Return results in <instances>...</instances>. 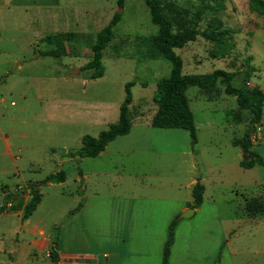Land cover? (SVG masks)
<instances>
[{
    "label": "rangeland",
    "instance_id": "obj_1",
    "mask_svg": "<svg viewBox=\"0 0 264 264\" xmlns=\"http://www.w3.org/2000/svg\"><path fill=\"white\" fill-rule=\"evenodd\" d=\"M161 3L174 31L230 30L221 46L199 35L175 49L184 75L223 69L234 84L246 81L264 92V0ZM116 13L120 21L103 50L104 75L90 79L81 67ZM57 32L81 35L65 44L59 60L41 55L53 46L40 42ZM155 33L144 0H126L123 7L116 0H0V205L8 200L5 191L28 192V180L62 170L66 185L41 186L42 204L30 221L63 248L93 255L73 262L160 264L167 221L178 216L168 264H264V217L249 220L244 209L249 197L264 202V165L242 168L244 154L233 146L247 130L248 113L220 83L210 91L193 86L186 96L195 145L187 130L151 126L156 82L171 68L163 58L144 56ZM128 82H134L130 134L109 142L101 156L65 159L81 148L84 135L97 137L116 123ZM250 140L264 159V107ZM78 170L88 173L84 190H77ZM139 180L140 188L131 186ZM192 181L205 186L203 201L181 217L191 209L179 212L192 202ZM80 201L88 211L83 226L72 225L67 211ZM16 225L17 217H0V264H44L28 250L31 234H16ZM53 252L50 247L49 259Z\"/></svg>",
    "mask_w": 264,
    "mask_h": 264
},
{
    "label": "trees",
    "instance_id": "obj_2",
    "mask_svg": "<svg viewBox=\"0 0 264 264\" xmlns=\"http://www.w3.org/2000/svg\"><path fill=\"white\" fill-rule=\"evenodd\" d=\"M126 0H116L119 7H123ZM149 10L150 21L156 26V33L150 39V47L144 54L148 59L163 58L170 65L169 74L160 78L156 82V91L152 97V101L156 105V111L151 118V126L155 128L167 129H184L187 130L191 139L192 146L196 143L195 123L192 111L190 109L186 90L189 87H199L200 89H215L217 83H220L224 92L235 98L239 109L246 111L249 121L247 130L240 141H234L239 144L242 153L248 156L243 159L240 164L243 168H251L254 164L264 165L262 156L253 152L251 148V134L256 126L261 122L264 107V92L256 86H246V81L241 83H233V74L223 69H216L205 74H186L182 73V58L175 52V49L182 48L188 42L194 41L197 36H202L206 40L216 42L219 46L223 44L224 38L230 33V30L222 31H200L198 28H185L177 31L173 30L170 19L162 10L161 0H144ZM261 10L264 12L263 7ZM120 21V15L114 14L111 21L103 27L96 35L91 46L92 57L81 67L82 71H90V79H97L104 75L105 68L102 63L103 50L113 37V31L117 23ZM81 37L75 32H57L48 34L41 38L40 42L53 46L48 51L41 52V55L51 56L55 59H61L66 52V43L75 44ZM223 56H226L222 52ZM222 56V55H221ZM222 56V57H223ZM134 82L125 84V98L119 106V114L116 123L109 125L106 130L101 131L97 137L84 135L81 139V148L69 154L70 158L79 157H97L106 147V145L118 136L129 133L131 123L129 120V105L132 102V94L130 88ZM237 120L238 117H237ZM80 173V172H79ZM65 180V172L60 170L54 174L47 175L41 182L31 185V198L23 207L22 218H28L36 209L41 199L39 185L46 183H59ZM204 186L197 181L192 188L193 202L191 208L199 207L202 203ZM83 206L82 201L70 211L76 213ZM244 209L250 214L260 213L264 216V202L260 197H251L245 199ZM178 223V216L174 217L167 227L166 240L162 250V259L160 264H168L170 250L174 242V231ZM52 261H57V255L53 252Z\"/></svg>",
    "mask_w": 264,
    "mask_h": 264
},
{
    "label": "crops",
    "instance_id": "obj_3",
    "mask_svg": "<svg viewBox=\"0 0 264 264\" xmlns=\"http://www.w3.org/2000/svg\"><path fill=\"white\" fill-rule=\"evenodd\" d=\"M152 116H153V114L151 115L150 118H152ZM258 129H259V127H258ZM129 134H130V131H129L128 134L122 135V136L123 137H127ZM118 137H121V136H118ZM233 146H235V147H237V148H239L241 150V147L239 145L233 144ZM106 147H105V149L98 156H101L105 152ZM241 152H242V150H241ZM254 152H256V153L259 154V152H257L256 150ZM65 159H68V160L71 159V160H77L78 161V160L83 159V158H79V157L70 158V157H68V158H65ZM242 160H240V162ZM240 162H239V165L241 166ZM256 164H254V165H256ZM98 173L99 172H96V173L94 172V174H98ZM87 177H88V173L87 172H84L82 170H78L77 177L75 179V182H77L79 184L77 186V190L79 188H82V190L86 189V184L85 183H86ZM42 180H40L38 182H41ZM28 181L31 184L38 183L37 181H34V180H28ZM138 182L139 183L134 184V185H131V186L134 187V188H140L141 187V184H142V181L139 180ZM196 182L195 181H192V183L190 184V186H192V188H193V185ZM66 183H67V176L65 174V180L62 181V182H59V183H46V184L39 185L38 188H39V192L41 194V199H40V202L38 203L36 209L33 211V213H35L36 211H38V209L41 207V204H42L41 186H43V185H51V184H54V185H57V186H64V185H66ZM22 184H24V182H22L21 185H19V186L22 187ZM30 187L31 186H29V188ZM192 188H191V194H192ZM27 191L28 192H20V191H15L14 190L12 193H8L7 191H5L3 193V197H4V199H5V197H7L8 200H6V203L4 205L3 204L0 205V217H14V216L17 217V219H18V225H16V227L13 230H14V232H16V234H18V232H20V229H23L24 232L27 231V232H29L31 234L32 239L28 241V245H29L28 250L32 252L34 258H37L38 256H41L42 259H43L44 264H69L70 262H73L72 260L76 256H83V257H87V258L90 255L93 256L92 253H90V252H88V253H82L81 252V254H79V252H76L75 249H71L70 250V249L63 248L64 243L61 242L62 240L60 242L53 241L50 238V233L46 232L43 228L36 226L38 223L37 224H35V223H32L31 224L30 217L33 215V213L28 218L23 219L22 216H21L23 214V207L26 205V203L31 198V195H30L31 194V190L29 189ZM204 192H205V186H204ZM204 192H203V194H204ZM82 195L84 196V193ZM202 201H203V196H202ZM192 202H193V197H192ZM192 202L188 203L187 206L182 207L179 210V212L181 213V212L186 211L188 209V207L192 204ZM78 203H77V205H78ZM244 205H245V201H244ZM199 207L193 208L194 209V212ZM73 209H71V210H73ZM71 210L67 211V216H70V218H69L68 221L72 225H73L74 222L78 221L80 223V225L83 226V220L81 219V215L86 210V202L83 203V206L80 208V210L78 212H76V213H70ZM86 211H88V210H86ZM131 211H134V210H131ZM245 213H246V217L249 220L256 219V217H264L260 213H257L255 215H250L247 211ZM171 220L170 221H167V224L168 225L171 222ZM38 222H40V220ZM78 222H76V223H78ZM168 225H167V227H168ZM15 244H18V243L15 242ZM50 247H53V249H54V251H55V253L57 255V261H52V259H49L48 258ZM0 249L1 250L3 249V245L2 244H0ZM261 253H263V252H261V251H256L255 252V254H257V255H259Z\"/></svg>",
    "mask_w": 264,
    "mask_h": 264
},
{
    "label": "water",
    "instance_id": "obj_4",
    "mask_svg": "<svg viewBox=\"0 0 264 264\" xmlns=\"http://www.w3.org/2000/svg\"><path fill=\"white\" fill-rule=\"evenodd\" d=\"M244 159H245V154H244ZM193 212H194V209L191 208V209H188V212L183 213V214H181L180 216H181V217H188L189 215L193 214Z\"/></svg>",
    "mask_w": 264,
    "mask_h": 264
},
{
    "label": "built area",
    "instance_id": "obj_5",
    "mask_svg": "<svg viewBox=\"0 0 264 264\" xmlns=\"http://www.w3.org/2000/svg\"><path fill=\"white\" fill-rule=\"evenodd\" d=\"M69 264H79L78 262H70Z\"/></svg>",
    "mask_w": 264,
    "mask_h": 264
}]
</instances>
